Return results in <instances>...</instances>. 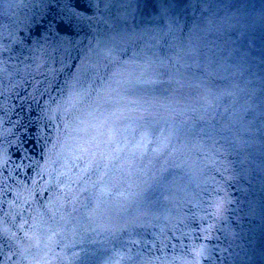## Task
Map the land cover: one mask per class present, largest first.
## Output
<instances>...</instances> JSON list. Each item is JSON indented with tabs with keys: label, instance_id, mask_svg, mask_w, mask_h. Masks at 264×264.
I'll list each match as a JSON object with an SVG mask.
<instances>
[{
	"label": "water",
	"instance_id": "obj_1",
	"mask_svg": "<svg viewBox=\"0 0 264 264\" xmlns=\"http://www.w3.org/2000/svg\"><path fill=\"white\" fill-rule=\"evenodd\" d=\"M38 2L0 0V264H264V0H108L85 52Z\"/></svg>",
	"mask_w": 264,
	"mask_h": 264
},
{
	"label": "clouds",
	"instance_id": "obj_2",
	"mask_svg": "<svg viewBox=\"0 0 264 264\" xmlns=\"http://www.w3.org/2000/svg\"><path fill=\"white\" fill-rule=\"evenodd\" d=\"M37 7L40 10L38 23L44 15L48 14L49 10H55L59 14V20L63 21V26L78 27L80 25H88L93 32V36L88 38V43L81 49L82 52L91 50L93 46L98 31L94 25L110 22L107 16L109 8L108 0H74V6H69L68 0H39ZM85 10H88L90 14H85ZM41 31L42 29H37L33 33L32 48L34 51L46 50L48 45L51 44L52 38L47 33L41 36ZM36 37L39 38L37 39ZM80 43L81 41L78 40L77 44ZM8 91L10 90L0 93V137H3L5 140L11 134L12 129L19 123L18 120L13 119L15 110L19 105H14L11 102V99L7 95ZM52 100H55L54 93L47 97L45 103H49ZM6 125H10V127H6Z\"/></svg>",
	"mask_w": 264,
	"mask_h": 264
}]
</instances>
